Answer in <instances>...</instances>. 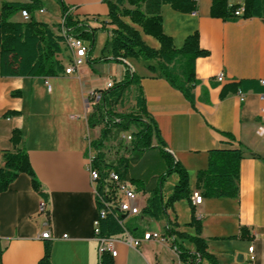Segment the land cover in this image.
<instances>
[{
	"label": "crops",
	"instance_id": "crops-1",
	"mask_svg": "<svg viewBox=\"0 0 264 264\" xmlns=\"http://www.w3.org/2000/svg\"><path fill=\"white\" fill-rule=\"evenodd\" d=\"M29 2L31 0H0ZM43 8L34 12L38 21L53 25L66 15L96 28L88 47L86 62L74 73L57 76H2L0 74V166L1 153L12 150L13 130H21V145L29 154L45 199L32 184L31 176L20 173L0 193V249L2 264H40L45 243L50 241L52 264H99V240L95 233L98 218L97 183L91 179L89 162L96 156L91 141L100 135L102 125L89 123L94 105L88 101L91 90L102 91L109 82H120L127 66L140 76L139 84L147 110L158 123L165 150L188 171L190 198L170 204L159 218L144 214L143 207L155 189L166 203L179 183L172 172L161 178L167 160L157 148L146 151L129 168L128 179L138 191V214H121L129 229L115 235V264H185L178 246L196 250L180 233L195 235L190 225L192 195L199 191L201 203L194 204L201 220V237L218 264H264V18L239 17L224 20L211 16L212 0H197V13L181 12L166 3L162 7L163 30L181 48L185 38L199 32V44L209 54L195 61L198 79L194 100L161 75L158 60L129 57L122 61L105 52L113 25L106 0H41ZM230 5L244 0H228ZM14 20H25L21 11ZM131 23L129 17H123ZM54 30L56 28L53 27ZM154 48L160 42L142 32ZM64 68L69 48L63 44L57 56ZM154 66L151 70L149 66ZM224 74L222 81L219 74ZM50 85V86H49ZM20 91L19 94H13ZM244 94L241 99L240 92ZM137 86H131L133 103ZM154 144L156 141L154 140ZM240 147L244 156L239 168V194L236 197L206 196L197 185L199 171L208 166L214 148ZM47 203L49 226L40 212ZM48 229L52 238H41ZM245 228V231L242 229ZM172 230L173 232H170ZM146 232L161 238L143 239ZM244 236H241V235ZM66 235V236H64ZM143 239L138 246L128 237ZM253 246V252L250 247ZM254 260L251 261V256ZM175 259H177L175 261ZM201 264H210L203 258Z\"/></svg>",
	"mask_w": 264,
	"mask_h": 264
},
{
	"label": "trees",
	"instance_id": "trees-1",
	"mask_svg": "<svg viewBox=\"0 0 264 264\" xmlns=\"http://www.w3.org/2000/svg\"><path fill=\"white\" fill-rule=\"evenodd\" d=\"M109 7V19L113 25L111 39L105 45V52L97 60H104L110 54L113 59L122 61L125 58L135 57L147 60L156 59L161 71L173 86L180 89L190 100H194L193 88L198 79L195 75V61L198 57L209 54L199 44V32L196 30L185 38L181 48L174 45L173 38L163 30L162 7L168 3L175 10L193 12L198 9L197 0H106ZM244 7L242 17H263L264 0H244L243 4L230 5L228 0H212L211 16L224 20H235L239 17L235 11ZM41 0L29 2L4 1L0 6V74L2 76H57L64 72L63 63L58 59L64 44V36L60 33L62 23L50 25L38 21L34 12L42 9ZM30 13L28 20H14L13 17L21 10ZM123 17H129L138 29ZM64 25L68 32L74 36L91 39L93 43L96 28H86L85 24L66 15ZM56 28V30L53 29ZM142 32L150 34L160 42L159 48L147 44L142 37ZM151 70H155L150 65ZM140 76L127 66L124 80L114 83L111 87L101 91L100 101L94 105L89 123L102 125L100 135L91 141L96 149L94 165L100 170L114 168L121 177L128 178L131 164L136 162L146 151L159 149L167 160V169L161 178L172 172L179 174V183L174 193L166 203L160 189H155L147 199V204L142 212L149 216L159 218L166 212L167 207L180 198H190L189 174L187 169L174 159L165 150V141L162 138L158 123L147 110L146 100L143 96ZM137 86L135 104L129 111L117 110V105L124 102L131 94V86ZM16 91L13 94H19ZM129 132L131 136L130 148L127 156H120L115 161L108 162L104 147L106 142L117 139L121 133ZM11 140L12 150L1 153L0 166V193L6 190L20 173L31 176L33 187L47 199V193L41 189V184L29 159L25 146L21 145V130H13ZM154 140L156 144H154ZM244 156L240 147L214 148L209 152L208 166L199 171L197 185L204 189L206 196L211 197H236L239 194V168ZM192 203V216L190 225L196 229V234L191 236L180 233L181 237L195 243L196 250L190 251L183 246H178L179 257L186 264H201L206 258L210 264H218L215 255L207 249V243L201 237V220L196 216ZM122 215L108 214L100 221V235L105 237L123 233L128 226L121 223ZM173 232L172 230H169ZM245 231V228L242 229ZM241 236H244L243 234ZM50 241L45 243V252L40 264L51 263ZM2 250L0 249V255ZM0 264L1 260H0ZM99 264H115L113 256L104 252L99 259Z\"/></svg>",
	"mask_w": 264,
	"mask_h": 264
},
{
	"label": "built area",
	"instance_id": "built-area-1",
	"mask_svg": "<svg viewBox=\"0 0 264 264\" xmlns=\"http://www.w3.org/2000/svg\"><path fill=\"white\" fill-rule=\"evenodd\" d=\"M244 12V7L241 6L235 11V15L241 17ZM194 14L197 13V10L193 11ZM21 15L25 20L30 18V13L28 10H21ZM60 33L65 37L64 44L69 48V62L68 65L64 68L66 74L74 73L81 65L86 62L88 47L85 44L83 38L74 36L68 32L67 27L64 25V19L62 21V28ZM224 79V74L218 75V80L222 81ZM264 83V80H262ZM113 82H109L107 87H111ZM50 86V85H49ZM240 92L241 99H244V94ZM101 99V91L91 90L88 93V101L92 104H97ZM262 131L264 133V108L262 109ZM94 158L89 162V170L91 179L97 183L96 195L98 203V218L95 221V233L99 240V253L100 256L104 252H109L112 256L117 255V249L114 246L117 238L114 236L105 237L100 235V221L102 218L106 217L108 214L118 212V214H138L141 211L140 206L138 205V191L134 186L132 181L128 178H123L114 168H106L100 170L94 165ZM192 200L194 204L201 203L203 196L199 191L193 192ZM40 212L43 213L46 217L45 225L49 226L48 210L47 203L45 201L40 204ZM121 223L124 224L123 219ZM66 236V235H64ZM41 238L49 239L52 238L50 230H44L41 235ZM149 238H161V235L158 232H146L143 239ZM143 239L135 238L132 236L128 237V241L138 246L142 243ZM250 251L253 252V246L250 247ZM251 261L254 260V256H251ZM182 264V263H179ZM186 264V263H185Z\"/></svg>",
	"mask_w": 264,
	"mask_h": 264
},
{
	"label": "rangeland",
	"instance_id": "rangeland-1",
	"mask_svg": "<svg viewBox=\"0 0 264 264\" xmlns=\"http://www.w3.org/2000/svg\"><path fill=\"white\" fill-rule=\"evenodd\" d=\"M133 96L129 94L124 102L117 105L119 111H129L132 107ZM131 136L130 133L123 132L117 139H111L106 142L104 150L106 151V159L108 162L115 161L120 156H127L130 148ZM206 259V258H205ZM177 259H175L176 261ZM208 260V259H207Z\"/></svg>",
	"mask_w": 264,
	"mask_h": 264
}]
</instances>
